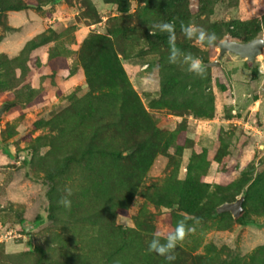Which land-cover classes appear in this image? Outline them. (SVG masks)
I'll list each match as a JSON object with an SVG mask.
<instances>
[{"label":"rangeland","instance_id":"obj_1","mask_svg":"<svg viewBox=\"0 0 264 264\" xmlns=\"http://www.w3.org/2000/svg\"><path fill=\"white\" fill-rule=\"evenodd\" d=\"M16 1L0 0V106L12 103L0 118V264H127L129 255V264H143L139 250L155 232L173 231L179 212L178 204L166 205L160 195L185 180L194 155L206 153L209 165L201 177L210 192L217 184L264 174V52L255 62L226 53L201 77L169 63V38L156 28L175 16L176 46L202 64L203 58L211 62L219 57L218 46L186 39L181 25L242 41L238 24L258 20L257 37L263 36L264 0H90L92 8L84 0H61L41 9H4ZM116 28L123 33L111 35ZM94 33L115 40L131 86L163 130L158 140L169 144L140 175L126 209L123 186L106 189L101 183L113 180L107 158H97L95 173L73 163L49 178L79 133L77 114L90 92L79 56ZM66 189L72 191L70 208L60 203ZM225 194L230 198L223 203L232 202L246 187L232 186ZM216 213L192 220L193 231L178 246L202 255L203 264H263L264 249L251 255L264 247V215L251 212L255 223L240 224ZM113 222L138 230L141 238L131 237L126 246L108 227Z\"/></svg>","mask_w":264,"mask_h":264},{"label":"trees","instance_id":"obj_2","mask_svg":"<svg viewBox=\"0 0 264 264\" xmlns=\"http://www.w3.org/2000/svg\"><path fill=\"white\" fill-rule=\"evenodd\" d=\"M60 1L43 0L41 3L39 0H27L26 2L17 0L16 2H6L4 9L14 11L30 8L41 9L42 4H57ZM104 1L106 3H122V0ZM83 4L86 8L93 7L90 0H84ZM145 10L151 11L148 6L145 7ZM173 18L167 17L164 20L170 22ZM238 25L242 30L243 42L256 38L261 30L258 20L242 22ZM123 30L124 28H116L110 32L111 35L119 36ZM234 37L239 38V34H235ZM162 38H169V36L165 33L162 34ZM223 39V34L218 33L215 45ZM79 59L84 66L90 92L82 112L79 111L77 114L78 136L66 144L63 163L56 171L50 172L49 178L53 179L58 174L66 173L73 163L81 165L85 163L91 167L96 164L97 158H107L110 162L106 166L107 171L109 170L113 180L109 186L106 185L105 178L101 179V183L106 189L111 188L112 185L118 188L123 186L124 196L121 207L126 209L138 189L140 177L150 168L158 152L168 150L169 144L167 141L161 144L158 140V137L163 134V130L155 124L152 115L146 110L138 93L131 86L120 62L115 40L106 34H91L81 47ZM202 61L204 66L210 62L206 58H203ZM205 68L209 67L205 66ZM52 145L55 146L54 141ZM128 150L131 152L125 156L123 153ZM195 158H198L199 162H195ZM208 165L206 153H203L202 156L194 155L187 168L188 174L185 180H179L176 185H171L166 189L165 194L160 195V199L165 197L169 201L166 205L170 206L172 203L179 205V212L173 215L174 229L177 222L185 217L190 218L186 221L188 227L192 220L214 217L216 208L223 203V200L230 198L225 193L232 186H236L238 191L246 187L244 212L237 218H234L230 212L216 214L223 219L227 217V219L240 222V224L255 223L250 216L251 212L264 215V174L254 180L248 177L242 178L228 186L217 184L216 193H214L215 191H209L210 184L204 182L201 177V171H206ZM90 169L93 170V173L96 172L94 167ZM111 207L112 204L108 208L111 210L113 208ZM108 208L106 207V209ZM108 227L110 230L118 231L119 236L126 242V246L132 242L131 237L140 239L142 236L138 230L123 229L120 226H115L114 222ZM152 236L148 240H151ZM123 248H118L116 251H122ZM263 249L264 247H259L251 255V258L253 259L257 256V252H261ZM139 254L143 264H187L189 259L193 264H203L202 255L190 254L179 246L174 250L176 259L171 262L155 252H150L148 246L141 248ZM129 256L127 264L131 261ZM112 257L108 256L110 259ZM207 261L210 260L207 259Z\"/></svg>","mask_w":264,"mask_h":264},{"label":"clouds","instance_id":"obj_3","mask_svg":"<svg viewBox=\"0 0 264 264\" xmlns=\"http://www.w3.org/2000/svg\"><path fill=\"white\" fill-rule=\"evenodd\" d=\"M175 27V24L171 22H162L156 25L159 31L166 32L169 36V63L186 66L188 72L203 77L205 75V66L202 64L201 60L194 57L191 53H185L176 46ZM181 31L184 33L186 39H195L200 45L212 46L217 41V35L214 32H208L191 23L182 24ZM66 192L67 195L61 198L60 203L64 207L70 208L72 202L69 197L72 195V191L71 189H66ZM188 219L190 218L185 217L178 221L173 231L166 233L155 232L152 239L149 241L148 250L163 256L169 262L174 261L176 259L174 250L177 248L178 244L185 239L186 235L193 231V229L186 224Z\"/></svg>","mask_w":264,"mask_h":264},{"label":"water","instance_id":"obj_4","mask_svg":"<svg viewBox=\"0 0 264 264\" xmlns=\"http://www.w3.org/2000/svg\"><path fill=\"white\" fill-rule=\"evenodd\" d=\"M219 57L217 60L208 62L206 67H213L220 64V60L226 53H233L246 59L250 62H255L257 57L264 52V35L256 37L250 41L243 42L236 39H223L218 44ZM12 103L6 102L0 106V118L8 110ZM245 194H241L236 200L232 202H224L216 208L218 214L230 212L234 218L239 217L245 210L244 208ZM28 222H23L24 229L28 232L31 226H27Z\"/></svg>","mask_w":264,"mask_h":264}]
</instances>
